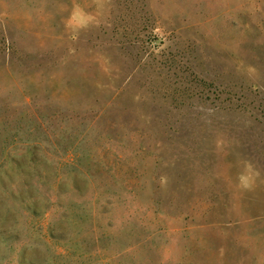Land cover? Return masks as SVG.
Wrapping results in <instances>:
<instances>
[{"label": "rangeland", "instance_id": "374dc122", "mask_svg": "<svg viewBox=\"0 0 264 264\" xmlns=\"http://www.w3.org/2000/svg\"><path fill=\"white\" fill-rule=\"evenodd\" d=\"M0 264H264V0H0Z\"/></svg>", "mask_w": 264, "mask_h": 264}]
</instances>
